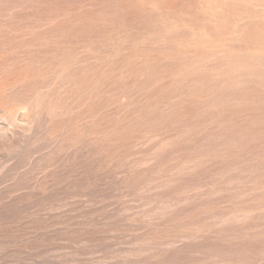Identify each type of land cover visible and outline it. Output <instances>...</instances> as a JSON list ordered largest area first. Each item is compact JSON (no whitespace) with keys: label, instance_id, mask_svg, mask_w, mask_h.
Segmentation results:
<instances>
[{"label":"rangeland","instance_id":"374dc122","mask_svg":"<svg viewBox=\"0 0 264 264\" xmlns=\"http://www.w3.org/2000/svg\"><path fill=\"white\" fill-rule=\"evenodd\" d=\"M0 264H264V0H0Z\"/></svg>","mask_w":264,"mask_h":264}]
</instances>
